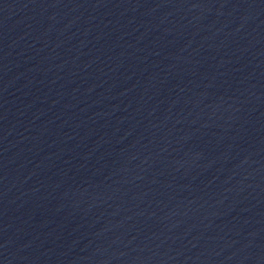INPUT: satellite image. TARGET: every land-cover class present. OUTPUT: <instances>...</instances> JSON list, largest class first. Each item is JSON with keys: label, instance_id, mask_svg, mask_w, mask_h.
<instances>
[{"label": "water", "instance_id": "1", "mask_svg": "<svg viewBox=\"0 0 264 264\" xmlns=\"http://www.w3.org/2000/svg\"><path fill=\"white\" fill-rule=\"evenodd\" d=\"M0 264H264V0H0Z\"/></svg>", "mask_w": 264, "mask_h": 264}]
</instances>
